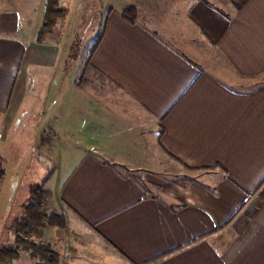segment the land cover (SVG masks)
<instances>
[{
  "label": "crops",
  "instance_id": "crops-1",
  "mask_svg": "<svg viewBox=\"0 0 264 264\" xmlns=\"http://www.w3.org/2000/svg\"><path fill=\"white\" fill-rule=\"evenodd\" d=\"M46 2L0 0V244L16 247L8 227L34 186L64 222L29 239L52 255L14 264H264V0L111 9L88 56L97 81L72 83L55 121L41 105L60 61L56 39L38 40ZM49 151L71 162L56 182Z\"/></svg>",
  "mask_w": 264,
  "mask_h": 264
},
{
  "label": "rangeland",
  "instance_id": "rangeland-1",
  "mask_svg": "<svg viewBox=\"0 0 264 264\" xmlns=\"http://www.w3.org/2000/svg\"><path fill=\"white\" fill-rule=\"evenodd\" d=\"M133 1L135 0L61 1V5L67 9V15L65 19L59 20L57 24L51 29V32L47 34L48 38L53 37V39H56L58 43L57 46L60 50V61L54 71V73H58L59 81L53 90L54 93L51 95L53 97L48 98L47 104L45 103L47 98H44L41 103L43 106V112H47L48 116L52 118V121H55L56 117L61 118L62 116H65L68 101L74 100L73 97H68V91L71 92L73 89L70 87L72 83L73 85L74 83L75 85L81 83L86 85V82L83 81L84 76L85 78L86 76H89L92 84L97 81L96 77L93 75V71L89 70V68L84 70V68L86 60L96 43L99 33L101 32L105 16L109 12L108 10H119ZM74 101L76 103L77 98ZM51 118L49 120H51ZM49 130L50 128H42L40 135L37 138L38 142L36 141L34 146V152L38 153L42 137L46 138L47 136H45V133H49ZM41 135L43 136L41 137ZM12 147L18 148V146H8V148H11V151L14 153L15 151L12 150ZM71 149L65 153L68 158L72 155ZM74 149H76V147H74ZM18 150V154L21 155L23 150ZM42 154L44 155V153ZM47 161L50 169L48 173V179H52V181H55V179L59 180L64 174V170L66 169L69 160L65 161L62 159L61 153L56 155V151L55 153L53 151H49ZM0 164L1 168L5 172L6 167L3 165L2 160H0ZM18 168H21V166H17V169ZM18 177L19 174L9 177L11 178L12 182H15V186H17L19 183ZM2 185L3 183L1 184L0 189L2 188ZM9 186L12 187V185Z\"/></svg>",
  "mask_w": 264,
  "mask_h": 264
},
{
  "label": "trees",
  "instance_id": "trees-1",
  "mask_svg": "<svg viewBox=\"0 0 264 264\" xmlns=\"http://www.w3.org/2000/svg\"><path fill=\"white\" fill-rule=\"evenodd\" d=\"M62 0H47L46 10L43 17V25L38 35V40L43 42L47 34L51 32V29L61 19H65L67 15V9L61 5ZM110 12V10H109ZM108 12V13H109ZM122 16L130 23L136 22L137 11L134 7L130 6L123 10ZM105 23L98 35L95 46L92 48L90 55L96 49V46L101 41L104 34ZM90 67L89 58L86 60L85 68ZM84 75V74H83ZM5 172L1 168L0 164V186L4 180ZM50 199V191L44 190L40 186H34L31 188V198L28 204L24 207V215L22 218L16 220L14 224L8 227V230L12 231L15 235V246H8L6 243L0 244V264H14L18 260L19 251L33 249L34 253H47L52 255L53 253L49 248L45 246H35L29 239L31 237H41L43 230L48 224L55 226L59 225L64 227L63 216L60 214L48 212V200Z\"/></svg>",
  "mask_w": 264,
  "mask_h": 264
}]
</instances>
